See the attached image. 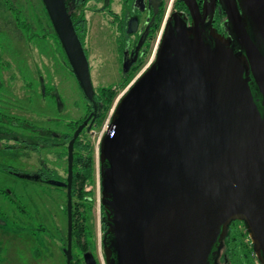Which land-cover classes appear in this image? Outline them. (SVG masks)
Here are the masks:
<instances>
[{"label":"water","instance_id":"1","mask_svg":"<svg viewBox=\"0 0 264 264\" xmlns=\"http://www.w3.org/2000/svg\"><path fill=\"white\" fill-rule=\"evenodd\" d=\"M170 21L150 66L119 98L99 145L105 264H210L241 220L264 264V0H220L229 37ZM85 98L95 90L65 0H43ZM140 39L137 48L141 45ZM127 65L124 70H127ZM91 115V114H90ZM68 147L66 264L72 259ZM112 132V135H111ZM85 264H98L90 251Z\"/></svg>","mask_w":264,"mask_h":264},{"label":"flooded vegetation","instance_id":"2","mask_svg":"<svg viewBox=\"0 0 264 264\" xmlns=\"http://www.w3.org/2000/svg\"><path fill=\"white\" fill-rule=\"evenodd\" d=\"M65 1L70 17L76 7L91 2L92 10L105 18L109 29L105 35L95 33L93 43L101 41L108 57L115 56L113 60L109 58L110 66L119 72V78L138 63L141 66L135 76L150 66L170 21L176 19L187 31L194 25L184 0ZM195 2L205 41L212 43L211 28L229 37L230 28L220 0ZM71 20L91 71L89 30L82 35L74 19ZM92 51L102 56L99 47ZM63 67L76 84L69 97L60 90ZM94 90V101L90 102L82 93L43 0H0V224L6 222L5 218L9 222L8 239L17 250L31 242H40L50 250L49 244L52 247L56 244L44 226L47 207L44 192L37 191L33 185L66 190L65 185L53 182H66L68 147L77 127L87 120L73 141L72 179L78 137L82 132L88 137L97 132L102 105L95 98L97 89ZM80 97L84 101L82 115ZM5 206L7 212L3 210ZM243 227L241 220L229 224L227 235L217 245L210 264H260L249 237L243 235ZM0 230L3 232L2 227ZM40 230L45 233L37 238ZM231 230L237 231L230 234ZM61 252L64 254V249ZM93 257L99 262L95 254Z\"/></svg>","mask_w":264,"mask_h":264},{"label":"rangeland","instance_id":"3","mask_svg":"<svg viewBox=\"0 0 264 264\" xmlns=\"http://www.w3.org/2000/svg\"><path fill=\"white\" fill-rule=\"evenodd\" d=\"M91 2H87L84 4L82 8L84 9V14L87 23L89 22V30L87 33V44L90 45L91 49H95V47H99V53L102 56H97L93 51H89L90 53V61H91V79L95 89H98L100 86L109 85L117 82L119 78V72L117 70H113L111 68L110 59L113 60L114 55H108L104 51V43L101 41L97 43H93L96 38L95 33L100 35V32L105 35L106 29H109L105 23V18L98 13L92 10ZM88 26V24H87ZM108 32V30H107ZM264 52V51H263ZM153 52L150 55V59L153 57ZM110 58V59H109ZM102 60V63L99 61ZM137 76V75H136ZM135 76V77H136ZM134 80L133 78L131 79ZM130 81L123 89H121L116 97L132 82ZM74 79L70 76V73L66 67L62 68V83L60 84V90L63 95L67 94L71 95L74 92L75 88ZM76 92V91H75ZM114 98V101L116 99ZM80 115L83 113L84 109V101L82 97H80ZM113 101V103H114ZM108 110V113L101 125L100 128L106 124V120L108 118L109 112L113 106ZM103 126V127H102ZM97 129L96 133H90V140L94 147V156H95V190L94 195L95 199L92 204L91 212L88 216L87 223L93 234V243H90V248L97 256L99 264H105L104 254L102 248V230H101V212H100V181H99V146H97V140L99 137ZM37 191L44 192L43 198L46 202V219H44V226H46V230L48 231V237L51 241H55L52 244L50 242V249L48 246L42 245L40 242L37 243H27L22 249L17 250V246H13L8 239V221L5 218V223L0 224V227L3 228V232L0 233V264H66V258L64 254L61 252V248L64 249V238L67 231V217H66V190L61 188H55L54 186L48 185L46 187H39L37 185H33ZM5 200V199H3ZM7 206L4 207L5 210ZM5 212H7L5 210ZM8 222V223H7ZM10 225V224H9ZM1 231V230H0ZM45 231L40 230L37 232L36 237L41 238ZM52 252V255H51ZM73 252H78V248L74 247ZM16 254V255H15Z\"/></svg>","mask_w":264,"mask_h":264},{"label":"trees","instance_id":"4","mask_svg":"<svg viewBox=\"0 0 264 264\" xmlns=\"http://www.w3.org/2000/svg\"><path fill=\"white\" fill-rule=\"evenodd\" d=\"M83 5L76 7V10L71 13V18L74 19L78 26V31L82 32V35L86 32L87 21L84 14ZM78 8V9H77ZM81 35V36H82ZM140 63L133 66L128 72H123L122 77L113 84L103 85L97 89L96 100L102 105V113L97 123V129H99L111 107L114 98L117 93L123 89L135 76L140 69ZM82 95V93H81ZM83 96V95H82ZM78 153L73 165V179H72V247H77L78 252H73L71 264H85L83 259V253L90 251L93 255L94 252L90 248V243H93V234L87 223L88 216L92 209V204L95 199V156L94 147L91 143L90 137L87 133H83L77 139ZM100 181V176H99ZM101 190V186H100ZM66 210V207L64 208ZM101 212V230L102 238L106 230V226L103 222V207L100 203ZM67 217V216H66ZM244 228V227H243ZM237 230H231L230 234H234ZM66 235L64 238V248L66 246ZM245 237L248 234L245 230L243 233Z\"/></svg>","mask_w":264,"mask_h":264},{"label":"built area","instance_id":"5","mask_svg":"<svg viewBox=\"0 0 264 264\" xmlns=\"http://www.w3.org/2000/svg\"><path fill=\"white\" fill-rule=\"evenodd\" d=\"M160 37V36H159ZM159 37L157 38V43H158V40H159ZM154 55V54H153ZM141 73V72H140ZM140 73H138L137 74V76L140 74ZM136 76V77H137ZM135 77V78H136ZM135 78H134V80H135ZM133 80V81H134ZM132 81V82H133ZM132 82L116 97V99H115V101H114V103H113V106H112V108H111V110H110V112H109V115H108V118H107V120H106V124H105V126L103 127V129L102 128H100V130L98 131V133H99V137H98V140H97V146H98V144H99V141H100V139H102V136L108 131V128H109V125H110V121H111V116H112V113H113V111H114V109H115V106H116V104H117V102H118V100H119V98L124 94V92L128 89V87L132 84ZM105 122V121H104ZM111 135H112V132H111Z\"/></svg>","mask_w":264,"mask_h":264}]
</instances>
